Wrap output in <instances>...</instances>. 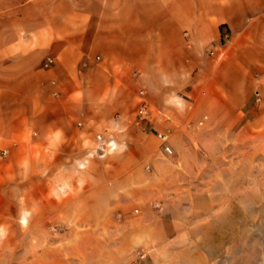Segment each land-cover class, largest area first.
<instances>
[{"label":"crops","instance_id":"crops-1","mask_svg":"<svg viewBox=\"0 0 264 264\" xmlns=\"http://www.w3.org/2000/svg\"><path fill=\"white\" fill-rule=\"evenodd\" d=\"M199 84L202 97H181ZM262 86L264 0H0V153L9 151L0 155V264L21 250L5 243L19 222L32 223L30 238L50 239L53 222L66 237L136 189L144 159L156 174L164 157H192L191 142L210 148L227 134L226 110L248 117L236 141L254 128L262 138ZM138 87L153 122L137 145L130 132L121 143L115 131L139 108ZM98 132L113 133L119 149L90 157ZM159 132L170 133L172 155ZM26 250L45 264H81L68 262V246Z\"/></svg>","mask_w":264,"mask_h":264},{"label":"rangeland","instance_id":"rangeland-1","mask_svg":"<svg viewBox=\"0 0 264 264\" xmlns=\"http://www.w3.org/2000/svg\"><path fill=\"white\" fill-rule=\"evenodd\" d=\"M203 86L181 97L185 101L202 97ZM258 90L261 99L254 96L259 104L264 101V86ZM238 112L225 111L227 134L216 133L210 148L202 140L194 148L191 142L186 150L194 149L192 157H164L166 166L156 174L144 159L139 168L145 175L141 174L136 189L125 191L126 198L110 201L107 210L100 207L92 220L67 227L66 237L60 238L58 223L53 222L50 239L30 238L27 231L32 223L19 222L17 237L6 238L5 243L21 250L3 255L6 261L45 264L42 254L27 253V246L42 251L44 246L62 245L72 249L68 262L75 258L81 264H264V133L258 138L253 136L257 128L249 129L243 141H236L235 132L248 118ZM127 119L129 125L115 132L121 143L123 134L130 132V144L137 145L140 131L145 133L140 126L153 120L139 119L137 103ZM260 130L264 132V127ZM79 160L75 162L80 167ZM33 257L39 259L32 261Z\"/></svg>","mask_w":264,"mask_h":264},{"label":"built area","instance_id":"built-area-1","mask_svg":"<svg viewBox=\"0 0 264 264\" xmlns=\"http://www.w3.org/2000/svg\"><path fill=\"white\" fill-rule=\"evenodd\" d=\"M224 37L226 39L229 38L228 34H225ZM100 57L98 56L97 59ZM53 58L51 56H48L44 61V67L49 68L51 67L53 63ZM145 90H140L139 94L143 97V100L138 108V116L140 120L144 119H151L155 114V109L152 107V105L144 98L145 96ZM256 97L257 100L261 99V90L256 91ZM158 137L162 141V145L164 147V151L167 154L172 155L174 153L173 147L169 144V132H159ZM96 147L89 152L90 157H100L104 158L107 155L111 154L112 152H115L119 149V142L116 138V136L111 132H98L96 133ZM9 151L7 149H3L0 153L1 156L6 157L8 155Z\"/></svg>","mask_w":264,"mask_h":264},{"label":"bare ground","instance_id":"bare-ground-1","mask_svg":"<svg viewBox=\"0 0 264 264\" xmlns=\"http://www.w3.org/2000/svg\"><path fill=\"white\" fill-rule=\"evenodd\" d=\"M26 217H27V216H26ZM26 217H25V218H26Z\"/></svg>","mask_w":264,"mask_h":264}]
</instances>
